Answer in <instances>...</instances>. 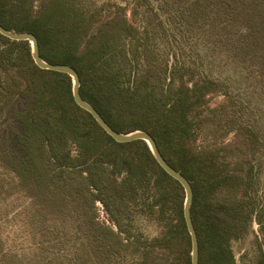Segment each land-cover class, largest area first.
I'll return each mask as SVG.
<instances>
[{"label": "trees", "instance_id": "trees-1", "mask_svg": "<svg viewBox=\"0 0 264 264\" xmlns=\"http://www.w3.org/2000/svg\"><path fill=\"white\" fill-rule=\"evenodd\" d=\"M0 23L34 34L45 62L73 67L82 98L115 131L154 138L193 188L200 264H235L230 242L255 216L263 223L252 169L264 135L252 100L202 72L191 40L250 61L264 83V0H0ZM72 88L35 65L29 41L0 34V264H22L26 250L65 258L57 264H191L184 188L145 141L113 140ZM148 219L164 222L161 237L144 235Z\"/></svg>", "mask_w": 264, "mask_h": 264}, {"label": "rangeland", "instance_id": "rangeland-1", "mask_svg": "<svg viewBox=\"0 0 264 264\" xmlns=\"http://www.w3.org/2000/svg\"><path fill=\"white\" fill-rule=\"evenodd\" d=\"M99 3L109 2L110 5L115 3L132 7L134 2L137 0H95ZM127 16L130 20L131 14L128 11ZM136 24V21L133 22ZM198 37V36H196ZM192 45L194 46V53L201 56L202 59H198V64L200 69L207 75L227 83V85L232 87L231 90L235 94L238 93L240 98H249L252 100V107L255 109V121L260 123L261 133L264 135V83H261L256 70H253L250 65V61H245L244 63L236 64L234 60L228 58L223 52L218 50H212L205 45L202 40H197L193 38ZM237 92V93H236ZM226 96L224 93H220L208 100L207 106L214 108L225 101ZM255 122V123H256ZM232 140V137H228L225 143ZM193 147H199L202 145L201 137H198L196 141L193 142ZM253 183L255 189V199L257 200L258 207L263 208L262 210V225L259 224L258 218L255 219L252 224V228L249 234L244 236L242 239L233 240L230 242L231 249L234 254L235 264H259L261 259L264 260V139L261 145V150L258 152L257 159L253 161ZM101 205L100 203H98ZM97 204V221L99 224L109 225V218L106 214L103 206L101 207ZM143 225V233L149 238L161 237L164 233L165 224L159 219H148ZM68 227V224L66 225ZM80 239L77 238L76 242L80 243ZM17 245L27 246L29 240H20ZM12 245V243L10 244ZM73 245V242H69L66 247ZM158 252V257L164 253L161 250ZM32 251H24L25 256L17 258V260L22 261V264H57L62 261L61 256L53 257L52 262H46L39 260L34 253L30 254ZM66 257V256H65ZM24 261V263H23Z\"/></svg>", "mask_w": 264, "mask_h": 264}, {"label": "water", "instance_id": "water-1", "mask_svg": "<svg viewBox=\"0 0 264 264\" xmlns=\"http://www.w3.org/2000/svg\"><path fill=\"white\" fill-rule=\"evenodd\" d=\"M0 34L13 41H29L32 46V59L35 65L42 69L57 73L67 74L72 78L73 88L72 95L75 103L83 110L87 111L92 115L95 121L100 125V127L117 143H129L133 141L142 140L149 146L154 159L158 165L173 179L178 181L185 191V204H184V219L186 223L187 230L191 238V264H200L199 262V242L197 233L194 227L191 206L193 202V188L190 182L176 169H174L168 162L164 159L160 153L154 138L147 132L136 131L129 134H121L115 131L100 115V113L89 103H87L80 94V77L77 71L69 66L62 64H51L45 62L40 56L39 44L36 36L32 33H15L4 28L0 23Z\"/></svg>", "mask_w": 264, "mask_h": 264}, {"label": "built area", "instance_id": "built-area-1", "mask_svg": "<svg viewBox=\"0 0 264 264\" xmlns=\"http://www.w3.org/2000/svg\"><path fill=\"white\" fill-rule=\"evenodd\" d=\"M99 205V204H98ZM101 207V205H99Z\"/></svg>", "mask_w": 264, "mask_h": 264}]
</instances>
